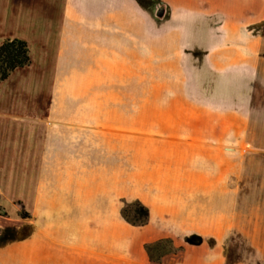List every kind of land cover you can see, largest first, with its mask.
I'll return each instance as SVG.
<instances>
[{
	"label": "crops",
	"instance_id": "1",
	"mask_svg": "<svg viewBox=\"0 0 264 264\" xmlns=\"http://www.w3.org/2000/svg\"><path fill=\"white\" fill-rule=\"evenodd\" d=\"M48 20L61 21L63 46L87 44V61L108 69L88 84L166 87L131 111L150 107L152 128H27L23 142L0 143V165L23 164L0 176V205L22 181L27 213L1 226L0 264H264V143L250 136L264 0H0V31L44 35ZM119 36L139 76L115 81L101 42ZM145 68L167 75L145 81ZM135 200L146 225L122 215ZM161 239L176 251L158 262L145 246Z\"/></svg>",
	"mask_w": 264,
	"mask_h": 264
},
{
	"label": "rangeland",
	"instance_id": "2",
	"mask_svg": "<svg viewBox=\"0 0 264 264\" xmlns=\"http://www.w3.org/2000/svg\"><path fill=\"white\" fill-rule=\"evenodd\" d=\"M32 8L35 10L33 11L35 14L39 10V5H32ZM9 14H11L10 11ZM55 20L46 22L47 28L44 35H39L40 28L38 27H19L17 30L10 28L0 31L2 33L0 44L11 38L9 34L22 33L21 38L28 42L32 58L28 66L13 72L8 80L0 83V143L23 142L27 128H121L122 125L152 128L150 107H145L142 115H135L133 112L141 100L150 104L155 95L159 100V96H157L159 90L166 86L151 83L144 85H135L134 83L130 85L120 83L88 84L87 77H108V69L93 68L92 62L87 61V44L73 41V43L67 42L63 46L60 36L63 26L60 20ZM1 25L3 26V24ZM116 27L119 26L115 25ZM102 39L104 40L103 43L101 42V50L111 47L115 52L112 61L116 62H112L111 80L120 81V77L132 76L135 78L139 76L136 68L125 66L128 59L124 58L122 61L120 59V36ZM109 40H111V44ZM62 50L65 51L62 52ZM128 50L129 53L132 52L133 57L137 56L134 54L135 47ZM105 56L108 57V53H105ZM128 62L135 65L134 62ZM166 72L167 70H161V74H152V70L145 68L141 75L145 77V81H148L155 76L167 75ZM125 108H127L128 115L124 113ZM250 128L251 141L264 143L263 78L257 85ZM16 150L20 153L15 156L22 158L23 149L21 146ZM0 152L2 153L1 149ZM13 167L17 173L22 174V163L15 166L1 164V178L8 177L9 175L6 173ZM22 183L21 181L19 185L20 196L8 193V189L4 186L7 194L2 200L7 206L0 205V229L8 222L21 221L27 215L23 207ZM3 208L7 210L6 216L2 214L4 213L2 212Z\"/></svg>",
	"mask_w": 264,
	"mask_h": 264
},
{
	"label": "trees",
	"instance_id": "3",
	"mask_svg": "<svg viewBox=\"0 0 264 264\" xmlns=\"http://www.w3.org/2000/svg\"><path fill=\"white\" fill-rule=\"evenodd\" d=\"M31 50L26 40L8 38L0 44V82L7 80L17 69L31 63ZM123 217L133 225H146L149 209L139 200L128 202L122 209ZM146 250L154 261H161L167 252L176 251L170 239H161L146 244Z\"/></svg>",
	"mask_w": 264,
	"mask_h": 264
},
{
	"label": "water",
	"instance_id": "4",
	"mask_svg": "<svg viewBox=\"0 0 264 264\" xmlns=\"http://www.w3.org/2000/svg\"><path fill=\"white\" fill-rule=\"evenodd\" d=\"M163 12H164V10H163V9L159 10V14H160V15H162V14H163Z\"/></svg>",
	"mask_w": 264,
	"mask_h": 264
}]
</instances>
